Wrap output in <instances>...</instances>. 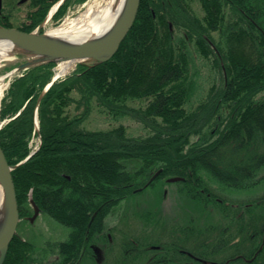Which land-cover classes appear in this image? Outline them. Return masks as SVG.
<instances>
[{"label": "trees", "instance_id": "trees-1", "mask_svg": "<svg viewBox=\"0 0 264 264\" xmlns=\"http://www.w3.org/2000/svg\"><path fill=\"white\" fill-rule=\"evenodd\" d=\"M38 1L42 12L18 28L32 30L56 0ZM83 1L65 0L55 17ZM203 61L212 64L218 81L195 96ZM55 64L23 69L1 100L0 118L7 121L0 128V147L10 165L24 160L12 170L19 223L3 264L93 262L103 243L116 242L110 220L119 204L158 182L177 184L178 194L194 200L216 195L214 185L248 193L259 185L264 0H140L112 57L78 63L41 95ZM132 100L138 106H129ZM93 103L111 118L132 117L141 132L127 134L122 122L86 127ZM36 115L41 145L29 156ZM175 177L180 179L169 180ZM43 213L65 228L61 239L33 231ZM224 234L202 264H247L241 255L257 258L262 252H232ZM130 237L111 249L119 260H129L126 264L143 258L144 248L136 254L131 242L154 243ZM225 250L230 254L221 261L214 256Z\"/></svg>", "mask_w": 264, "mask_h": 264}, {"label": "rangeland", "instance_id": "rangeland-1", "mask_svg": "<svg viewBox=\"0 0 264 264\" xmlns=\"http://www.w3.org/2000/svg\"><path fill=\"white\" fill-rule=\"evenodd\" d=\"M0 13L4 16L0 21H4L14 27H27L33 22L35 14H39L44 9V4L38 0H1ZM112 3V0H85L83 3L72 2L71 5L64 11V13L57 15L54 19H49L44 23V29L42 33L61 26L70 25V22L83 15L89 16L90 11L101 9L104 6ZM92 9V10H91ZM44 22V21H43ZM37 28V27H36ZM29 56L18 51H11L6 53L0 58V75L9 72L12 67L17 63L28 59ZM65 62L56 61L55 71L58 70L59 65ZM77 62H73L69 71L75 68ZM203 68L199 69V75L196 78L198 88L195 90V96L202 93L203 90H207L214 81H218L217 73L211 68L208 61H203ZM6 66L9 68L6 70ZM68 71V72H69ZM66 72V73H68ZM129 106H138L137 101L128 102ZM122 122L126 127L127 134L137 135L141 132V127L136 120L132 117H125L123 119H114L108 116L106 110L100 109L95 103H93L92 111L89 117L85 121V126L88 128H110L118 125ZM157 183L150 191L142 192L130 198L123 200L113 213L110 223L113 224L115 229L116 246L121 247L122 242L129 238L133 240L136 237L139 240L149 241L150 238L156 240H163L162 238L168 237L169 228L172 223L184 225L186 222V216L180 212L183 206V197L177 193V184ZM166 185V186H165ZM216 195L224 198L227 202L244 203L250 200L248 191H237L233 189L225 190L219 187L210 186ZM209 208H203L200 215V211L191 206L192 210H195L197 215L194 218V223L197 224V228H200L205 234L206 243L208 240L211 242L218 236V231L222 229L226 224L231 226V223H226V219L213 204L208 206ZM201 210V208H200ZM205 213V214H204ZM241 223L238 220V225ZM199 224V225H198ZM207 226V227H205ZM213 226L212 228H210ZM33 231L38 234H43V237L61 239L66 233L65 228L53 220L46 214H40L33 221ZM118 228V229H117ZM230 232V228L225 231ZM226 235V234H225ZM160 238V239H157ZM204 238L199 235L197 242ZM193 238H190L192 240ZM134 244L135 242H131ZM115 248V247H114ZM112 249V248H111ZM230 254V250L222 251L220 255H214L219 257L221 261ZM118 258L110 250L105 249L104 252L98 251L97 258L93 262L87 264H114L113 261H117ZM255 264H258L255 262ZM260 264V263H259Z\"/></svg>", "mask_w": 264, "mask_h": 264}, {"label": "flooded vegetation", "instance_id": "flooded-vegetation-1", "mask_svg": "<svg viewBox=\"0 0 264 264\" xmlns=\"http://www.w3.org/2000/svg\"><path fill=\"white\" fill-rule=\"evenodd\" d=\"M4 15L0 13V19ZM0 23L5 24L6 22L2 21ZM264 94V92H263ZM261 181L259 185L255 187L251 192L250 200L244 202L240 207L239 202H227L224 198L206 193L204 196L200 197L199 200L191 199L186 194H183V206L182 212L186 216V222L184 225L172 223L169 228L168 237L162 238L163 240H156L150 238L154 243L149 244V247L139 246L137 242L132 244L135 246L130 249V251H136L138 254L139 248H144L143 253L139 254L142 257L139 259L130 261L128 264H202L206 262L204 256L208 251H214L216 246H220L217 243L218 237L225 233L229 239L230 250L240 251V250H257L262 251L257 257L253 255L252 257H244L241 255V260L247 264H264V168L261 173ZM213 204L218 210H221L223 213L226 223H231V226L226 224L222 229L218 231V236L211 242L208 240L205 241V234L200 231V228H197V224L194 223V218L197 217L195 210L191 209L193 205L200 211V215L203 211V208H209L208 206ZM203 206V208H202ZM201 208V210H200ZM205 214V213H204ZM244 218V225H238V220ZM199 225V224H198ZM115 227V226H114ZM207 227V226H205ZM211 226L210 228H212ZM230 228V232H225ZM201 235L204 238L197 242L198 236ZM190 238H193L190 240ZM160 239V238H157ZM116 244L112 243H103L102 253L105 249L112 248ZM122 245V244H121ZM137 248V249H136ZM151 248V249H150ZM101 252V250L99 249ZM129 251V252H130ZM215 252V251H214ZM171 256V257H170ZM129 260H117L113 261L114 264H126ZM213 263V262H210ZM106 264H110L106 262ZM238 264V263H237Z\"/></svg>", "mask_w": 264, "mask_h": 264}, {"label": "water", "instance_id": "water-1", "mask_svg": "<svg viewBox=\"0 0 264 264\" xmlns=\"http://www.w3.org/2000/svg\"><path fill=\"white\" fill-rule=\"evenodd\" d=\"M139 5L140 0H125L122 11L112 27L93 39L65 43L47 36L46 33L26 32L13 27L0 26V45L8 46L7 53L14 50L29 56L26 61L16 67V70L50 61H106L115 54L132 27ZM14 167L8 163L0 147V186L6 206V216L0 226V264L5 259L8 245L15 234L19 220L11 173Z\"/></svg>", "mask_w": 264, "mask_h": 264}, {"label": "bare ground", "instance_id": "bare-ground-1", "mask_svg": "<svg viewBox=\"0 0 264 264\" xmlns=\"http://www.w3.org/2000/svg\"><path fill=\"white\" fill-rule=\"evenodd\" d=\"M125 0H112L107 6L101 9L90 11L89 16L83 15L70 22L68 27L61 26L53 29H48L46 32L47 36L53 37L54 39L72 43L82 40H88L96 38L97 36L108 31L110 27L115 23L119 17ZM8 46L0 45V58L5 55L8 51ZM74 61H67L64 64H60L58 67V75L64 74L71 69ZM180 178H176L175 181ZM6 216V206L4 201L3 190L0 186V226L2 225Z\"/></svg>", "mask_w": 264, "mask_h": 264}]
</instances>
